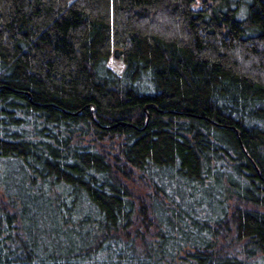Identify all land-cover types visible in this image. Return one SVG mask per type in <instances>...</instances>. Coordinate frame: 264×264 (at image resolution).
I'll return each mask as SVG.
<instances>
[{
	"label": "trees",
	"instance_id": "16d2710c",
	"mask_svg": "<svg viewBox=\"0 0 264 264\" xmlns=\"http://www.w3.org/2000/svg\"><path fill=\"white\" fill-rule=\"evenodd\" d=\"M0 264H264V0H0Z\"/></svg>",
	"mask_w": 264,
	"mask_h": 264
},
{
	"label": "rangeland",
	"instance_id": "374dc122",
	"mask_svg": "<svg viewBox=\"0 0 264 264\" xmlns=\"http://www.w3.org/2000/svg\"><path fill=\"white\" fill-rule=\"evenodd\" d=\"M108 67L116 74H121L123 71V63L119 59L111 58Z\"/></svg>",
	"mask_w": 264,
	"mask_h": 264
},
{
	"label": "water",
	"instance_id": "95a60500",
	"mask_svg": "<svg viewBox=\"0 0 264 264\" xmlns=\"http://www.w3.org/2000/svg\"><path fill=\"white\" fill-rule=\"evenodd\" d=\"M121 55H122V52L121 51L115 50L114 53H113V58L114 59H119L120 61H122ZM150 108H153V107L147 106V107L144 108V110L150 109ZM92 110H93V108H92Z\"/></svg>",
	"mask_w": 264,
	"mask_h": 264
}]
</instances>
